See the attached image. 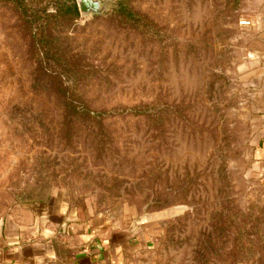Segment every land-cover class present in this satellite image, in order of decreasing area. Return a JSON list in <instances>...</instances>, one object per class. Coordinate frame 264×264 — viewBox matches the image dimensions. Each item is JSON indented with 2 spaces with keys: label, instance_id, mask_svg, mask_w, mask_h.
Instances as JSON below:
<instances>
[{
  "label": "rangeland",
  "instance_id": "obj_1",
  "mask_svg": "<svg viewBox=\"0 0 264 264\" xmlns=\"http://www.w3.org/2000/svg\"><path fill=\"white\" fill-rule=\"evenodd\" d=\"M63 1L24 0L29 28L0 0V218L55 198L102 233L147 221L131 264H264V0H125L140 25L118 0L77 17ZM64 93L102 124L68 137ZM150 103L158 126L126 112Z\"/></svg>",
  "mask_w": 264,
  "mask_h": 264
},
{
  "label": "crops",
  "instance_id": "obj_2",
  "mask_svg": "<svg viewBox=\"0 0 264 264\" xmlns=\"http://www.w3.org/2000/svg\"><path fill=\"white\" fill-rule=\"evenodd\" d=\"M259 75L264 81V68ZM259 94L264 97V87ZM262 120L255 152L264 176V113ZM147 223L127 222L102 233L59 199L18 204L0 218V264H131L151 241Z\"/></svg>",
  "mask_w": 264,
  "mask_h": 264
},
{
  "label": "trees",
  "instance_id": "obj_3",
  "mask_svg": "<svg viewBox=\"0 0 264 264\" xmlns=\"http://www.w3.org/2000/svg\"><path fill=\"white\" fill-rule=\"evenodd\" d=\"M66 1L67 0H64L61 5L65 9V13H69V15L73 17L79 16V7L77 5L76 0H72L70 4ZM13 3H15L16 7L19 9L24 23L29 28L34 27V25H36L38 21V16H36L35 11L30 10L24 0H13ZM115 14L125 23L129 22L131 24L140 25L145 19L144 15H141L138 12L130 9L125 3V0L117 1ZM41 25L42 23H39V29H41ZM32 37L37 44L41 43L42 41H44V43L47 42L46 44H43L45 45V47H47V49H41V51L47 52L48 50V52H50L51 49L54 48L48 45V43H51V41H48L50 35H44V40L42 38L43 34L40 33L38 37L34 34ZM59 97H64L63 100L66 102V105L61 110V118L65 125V134L68 137L71 136L72 127L74 126V124L80 123L82 120L91 123L102 124L103 120L105 119V111H93L86 105H81L78 107V105L73 104V102H71L73 100L72 93H70V95L68 96H65L64 93L62 96ZM79 101L82 102V104L85 103L84 99H80ZM126 112L128 113V115L137 116L141 118L144 122L154 126H158L162 121V112L158 108V106L153 103L135 105L132 106L130 109L126 110Z\"/></svg>",
  "mask_w": 264,
  "mask_h": 264
},
{
  "label": "water",
  "instance_id": "obj_4",
  "mask_svg": "<svg viewBox=\"0 0 264 264\" xmlns=\"http://www.w3.org/2000/svg\"><path fill=\"white\" fill-rule=\"evenodd\" d=\"M82 13H100L102 10V0H77Z\"/></svg>",
  "mask_w": 264,
  "mask_h": 264
}]
</instances>
